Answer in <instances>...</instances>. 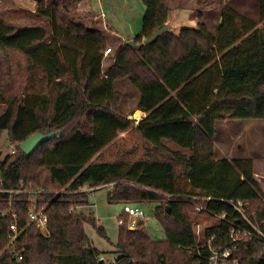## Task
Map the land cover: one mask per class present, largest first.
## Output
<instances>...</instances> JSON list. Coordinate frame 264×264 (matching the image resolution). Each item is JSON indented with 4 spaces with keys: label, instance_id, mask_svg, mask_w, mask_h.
Here are the masks:
<instances>
[{
    "label": "trees",
    "instance_id": "obj_1",
    "mask_svg": "<svg viewBox=\"0 0 264 264\" xmlns=\"http://www.w3.org/2000/svg\"><path fill=\"white\" fill-rule=\"evenodd\" d=\"M36 1L41 21L0 19V137L6 130L19 144L37 132L61 135L31 156L17 147L0 159V264H108L86 225L104 238L106 230L80 191L108 184L112 202H157L166 232L159 240L143 222L130 229L124 214L113 264H212L224 250L227 264H264V189L254 161L216 157L213 140L219 120L264 119V0L256 1L257 21L228 3L217 24L168 30L148 45L171 6L143 0L139 46L70 18L81 0ZM130 96L147 113L138 122L124 108ZM132 127L166 156L97 159ZM34 205L48 216L49 237L30 221ZM10 210L22 229L21 262L6 249ZM199 215L211 221L202 238ZM234 230L244 238L234 241Z\"/></svg>",
    "mask_w": 264,
    "mask_h": 264
},
{
    "label": "rangeland",
    "instance_id": "obj_2",
    "mask_svg": "<svg viewBox=\"0 0 264 264\" xmlns=\"http://www.w3.org/2000/svg\"><path fill=\"white\" fill-rule=\"evenodd\" d=\"M171 6L168 25L172 32H180L184 27H198L199 22L210 25L217 24L220 20L221 12L226 4L234 6L241 14L258 20L256 9L257 0H166ZM37 10L36 0H0V19L15 24H32L41 21L35 14ZM145 15V5L143 0H81L75 9L69 14L70 18L83 23L86 27H92L108 33L106 27L117 31L125 39L137 37L142 32L143 18ZM260 26V23H259ZM110 34V33H108ZM103 69L106 70L112 62L111 55L104 53ZM136 100L131 96L124 104L127 114L131 119L138 122L142 116L135 118L133 111ZM216 129L213 135L216 157H227L233 160L235 157L252 158L254 161V171L262 189H264V119H229L216 122ZM14 148L9 140L8 131L4 130L0 137V159L11 153ZM173 149H178L172 146ZM125 160L166 156L153 144L147 142L142 134L135 128L121 133L119 137L108 145L98 155V160H109L114 157ZM112 186L97 188L90 201L94 203L93 208H88L94 212L104 226L107 238L100 236L93 226L86 225V232L98 249L104 251V257L108 264H113L116 257L113 251L119 239L121 224L118 222L119 216L123 215L124 203L112 202L108 199V194ZM157 202L142 203L140 206L146 213L143 222L147 232L159 240L165 239L164 227L159 224L154 211ZM249 205V204H247ZM88 210V211H89ZM211 223L202 215L194 221V226L200 238L203 237L205 228ZM234 237L243 239L242 233H232ZM245 235V234H244ZM228 259L224 256L216 258L215 263L227 264ZM232 264L235 261L231 262Z\"/></svg>",
    "mask_w": 264,
    "mask_h": 264
},
{
    "label": "built area",
    "instance_id": "obj_3",
    "mask_svg": "<svg viewBox=\"0 0 264 264\" xmlns=\"http://www.w3.org/2000/svg\"><path fill=\"white\" fill-rule=\"evenodd\" d=\"M112 52L111 48H107L105 50V55H108ZM18 147V143L14 144V148L11 150V153L14 154L17 150ZM0 180H2L1 178V174H0ZM109 185V184H108ZM106 185V186H108ZM111 186V185H109ZM100 186H85L84 188H82L80 191H84L87 192L88 194V198L91 201L93 198V193L94 191ZM42 191H30V193L36 194V193H40ZM94 206V203H93ZM77 206H73L71 207L70 211L74 212L75 209H77ZM203 210L202 206H198L196 208V211L198 213H200ZM44 209H37L36 205L33 206V208L30 210L29 213V217H30V221L32 223L36 224L37 229L39 230L40 234L44 237H49L51 235V232L48 228V216L44 213ZM126 214L128 215V226L130 229H135L138 226V222H140L141 220L145 221V217H146V213L144 211V209L140 206V205H135L132 204L130 202H126L124 203V207H123V215ZM5 216H10L11 217V222L9 224V233L7 236V245H6V249L9 251V253L11 254V256L17 261V262H21L24 259L23 256V250L19 251L16 247V241L18 240V237L20 236L22 229L19 226L18 223V214L15 210H10L8 212L4 213ZM123 215L121 214L118 218V222L120 224L124 223V218ZM154 217L156 219V221L160 224V222L158 221V219L156 218V215L154 214ZM164 233H165V239H166V232L164 229ZM233 233H241V230H234ZM234 241H238V238L234 237ZM230 250H224L223 252H215V254L213 255V257L211 258V262L212 264H217L215 263L216 258H219V256H224L227 259L230 258ZM99 260L101 261H107L106 258L102 255L99 257Z\"/></svg>",
    "mask_w": 264,
    "mask_h": 264
},
{
    "label": "water",
    "instance_id": "obj_4",
    "mask_svg": "<svg viewBox=\"0 0 264 264\" xmlns=\"http://www.w3.org/2000/svg\"><path fill=\"white\" fill-rule=\"evenodd\" d=\"M169 30V25L165 24L163 25L161 28H159L158 30H156L151 36L147 37L144 39L143 43L145 45H148L150 43H153L157 38H159L163 33L167 32ZM127 43L129 45H133V46H139L135 39H131L128 40ZM61 132H51V131H47V132H37L35 134H33L32 136H30L29 138H27L26 140L20 142L18 144L19 149L26 154L27 156H31L34 151L45 141L54 139L56 137H60Z\"/></svg>",
    "mask_w": 264,
    "mask_h": 264
},
{
    "label": "crops",
    "instance_id": "obj_5",
    "mask_svg": "<svg viewBox=\"0 0 264 264\" xmlns=\"http://www.w3.org/2000/svg\"><path fill=\"white\" fill-rule=\"evenodd\" d=\"M169 27H170V25H169ZM106 31L108 32V33H110V34H112V35H114V36H117L119 39H121V41L122 42H126V41H128V40H131V39H135L134 37H129V38H127V39H125L123 36H121V34H119L117 31H114V30H110L109 29V27L107 28L106 27ZM174 33H176V31L174 32ZM179 32H177L176 34H178ZM137 111H140L141 113H142V117H145L146 116V112L145 111H143L142 109H139V108H137V109H135L134 111H133V115H135V113L137 112ZM142 119V118H141Z\"/></svg>",
    "mask_w": 264,
    "mask_h": 264
},
{
    "label": "bare ground",
    "instance_id": "obj_6",
    "mask_svg": "<svg viewBox=\"0 0 264 264\" xmlns=\"http://www.w3.org/2000/svg\"><path fill=\"white\" fill-rule=\"evenodd\" d=\"M140 116H142V113L140 111H137L134 115L135 118H138Z\"/></svg>",
    "mask_w": 264,
    "mask_h": 264
}]
</instances>
